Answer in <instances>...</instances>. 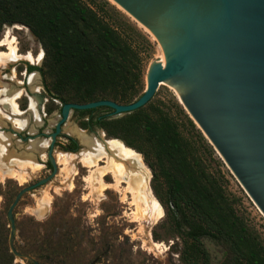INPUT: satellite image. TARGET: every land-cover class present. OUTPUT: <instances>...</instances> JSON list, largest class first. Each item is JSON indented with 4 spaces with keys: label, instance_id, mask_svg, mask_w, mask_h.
Returning <instances> with one entry per match:
<instances>
[{
    "label": "rangeland",
    "instance_id": "374dc122",
    "mask_svg": "<svg viewBox=\"0 0 264 264\" xmlns=\"http://www.w3.org/2000/svg\"><path fill=\"white\" fill-rule=\"evenodd\" d=\"M95 1V3L89 2L95 9L101 8L102 10L105 9L99 3L108 2V8L119 12L123 20L137 29L143 38H147L151 43L150 45L137 37L132 39L143 59L145 90L148 70L151 64L160 60L162 56L163 50L160 44L146 28L113 1ZM6 38L15 41V45L23 55L31 52L38 59V56L43 54L41 63L34 64L27 60H20L15 64L0 66V91H5L2 97H11L16 90L24 89L28 96L24 93L18 100L23 112L26 113L30 105V94L27 92H31L32 89L25 86L29 77L37 75L34 85L38 89L34 91L44 96L41 112L38 99L33 96L37 102L41 124L37 123L29 112L21 117V119L29 120L27 127L23 130L15 129V125L9 119H3L0 123V138L2 136L10 138L7 143L8 154L26 164L25 170H21L18 166L11 165L8 160L3 159L0 152V172L7 173L10 170H17L25 177L23 180H18L10 177L2 179L0 176V264L10 262L11 264H32L29 261L16 259L11 253L9 246L11 227L7 215L11 204L23 188L47 178L52 173L48 165V146L51 139L36 136L34 139L29 138L24 141L20 135L32 137L40 132L50 133L58 121L57 115L64 104L47 89L45 79L40 72L46 52L30 30L22 25L4 26L0 30V43ZM0 50L6 51V48L0 47ZM30 66L39 69L28 75ZM18 82H22L23 85L19 86ZM0 107L4 109L3 105ZM143 112L153 118L157 117L158 112H163L178 125L183 137L192 147L194 158L200 161L203 169L217 177L229 198L233 200L238 214L258 232L264 241V214L202 131L191 120L181 105L177 91L168 84H162L151 102L143 108ZM5 113L10 117H16L12 110L6 109ZM85 122L87 121H79L75 113L69 118L63 127L62 134L57 139L53 152L54 157H57L59 153H72L68 150L69 136L79 140L77 136L68 132V128H77L101 141L116 139L124 143L121 139L109 137L101 127L90 131L88 126H85ZM35 143L38 144L36 149L33 148ZM131 149L142 156L143 163L150 172V187L163 208V217L160 219L152 217L150 220V217L141 219L133 214L136 209L132 204V194L127 191V183L123 182L120 187L116 188L113 186L115 180L111 175L104 179L107 184L111 185L109 188L101 192L95 190V187L93 189L88 181L91 174L89 169L79 162L81 157L79 154L85 150L84 146H80L76 153H72L76 160L70 164L71 166L69 165L70 168H76L70 173L73 177L66 178L65 165L57 162L58 174L44 186L24 194L19 201L14 210L17 250L32 256L40 264H223L224 250L211 239H202L210 255V263H207L202 256L196 258L194 253L187 251L184 231L177 227L171 211L172 206L166 200V184L159 174L158 177L155 175L149 165L154 163L152 158L146 160L144 154L134 148ZM76 155L79 156L76 157ZM105 164V161L100 162L101 167Z\"/></svg>",
    "mask_w": 264,
    "mask_h": 264
},
{
    "label": "trees",
    "instance_id": "16d2710c",
    "mask_svg": "<svg viewBox=\"0 0 264 264\" xmlns=\"http://www.w3.org/2000/svg\"><path fill=\"white\" fill-rule=\"evenodd\" d=\"M89 1L96 2L0 0V30L22 25L36 37L46 52L40 72L49 92L63 104L132 103L143 94L145 75L133 40L150 42L108 8V2L99 3L102 10ZM38 69L30 66L29 72ZM103 109L108 108L81 113ZM98 126L146 160L152 158L149 165L166 184V200L177 227L184 231L189 253L210 263L202 242L208 238L224 250L223 264H264V241L238 214L217 177L194 158L191 145L169 116L158 112L153 118L142 108L118 119L102 118Z\"/></svg>",
    "mask_w": 264,
    "mask_h": 264
},
{
    "label": "water",
    "instance_id": "95a60500",
    "mask_svg": "<svg viewBox=\"0 0 264 264\" xmlns=\"http://www.w3.org/2000/svg\"><path fill=\"white\" fill-rule=\"evenodd\" d=\"M113 1L155 36L166 63L151 64L146 89L132 103L99 100L62 106L49 136L52 173L23 188L8 210L10 251L20 261L40 264L15 246L14 210L24 194L58 174L53 152L73 113L108 108L107 118L117 119L144 108L162 84L178 92L191 120L264 214V0ZM35 95L41 109L43 99Z\"/></svg>",
    "mask_w": 264,
    "mask_h": 264
},
{
    "label": "bare ground",
    "instance_id": "6f19581e",
    "mask_svg": "<svg viewBox=\"0 0 264 264\" xmlns=\"http://www.w3.org/2000/svg\"><path fill=\"white\" fill-rule=\"evenodd\" d=\"M113 3L115 2L113 1ZM118 7L120 6L118 5ZM149 33L155 38V36L150 31ZM15 43H16L15 41L13 40L10 41L8 38H6L3 42L0 43V47L6 48V51L0 50V66L7 65L10 63L15 64L20 60H27L34 64L35 63L37 64V62L41 63V60L43 58L42 53L38 56V59L35 58V56L31 52H28L27 54L23 55L20 53L19 48L17 45H15ZM160 60L165 65L166 60L163 52ZM36 76L37 75L34 74L31 77H29L30 78L29 86L33 90V91L31 90V92L33 93L38 92V91H34L35 89H38V87L34 85L36 84V80H37ZM18 85L22 86L23 83L18 82ZM33 85L36 88L33 87ZM4 93H5L4 90L0 91V106L1 105L4 106V109L0 107V123L3 122V119H9L13 122V125H15V129L17 128L23 130L27 127L29 120L21 119V117L25 116V114L29 112L35 118L36 122L41 124V117L38 115L37 112V102L33 96L29 95L30 97L29 110L25 113L21 110L20 105L18 104V100L25 93L24 89L21 88L19 90H16L11 97L3 98L2 96ZM26 96L28 95L26 94ZM178 96L180 98L179 94ZM6 109L12 110L13 115L16 117L13 118L8 116L7 113H5ZM68 132L74 136H77L80 140V143H82L85 147V150L83 151V153H81L82 155L79 154L81 156L79 162L83 165V167L89 169L91 174L88 178V181L89 184L93 186V189L95 187V190L101 192L102 190L109 188L111 185L107 184L104 179L105 177L111 175L115 180V184L113 185L114 187L118 188L120 187L121 183L123 182L127 183V191L130 192V194H132V204L133 206H135L136 209V212L133 214L137 215V217L141 219H148L150 217V220L152 217L155 219H160L161 217H163V213H164L163 208L160 202L154 196L152 189L150 187V172L145 167L142 156L139 153L127 147L124 143L116 139L101 141L99 139H95V137H93L92 135L89 136L85 134L83 131L77 128H68ZM9 141L10 138L8 136H2L0 138L1 157L5 160H8V162L11 165L18 166L22 170L25 168L26 164L24 162H21L18 158L12 157L7 152V143H9ZM37 146L38 144L36 143L33 144V148L36 149ZM79 155H76V157ZM56 158H57V162L60 165H65V171L67 174L66 178L68 176H72L70 175V173L73 172V170L76 168L75 167L74 169L73 167L70 168L69 165L72 164L74 160H76L75 155L72 153H59ZM102 161H105L106 164L101 167L100 162ZM77 173L78 171L76 172V174ZM0 176L2 179L10 177L18 180H23V178H25L20 173V171L17 170H10L7 173L0 172ZM70 181L72 184L71 179ZM71 184L69 185L70 187L72 186ZM137 217L135 216V218Z\"/></svg>",
    "mask_w": 264,
    "mask_h": 264
},
{
    "label": "flooded vegetation",
    "instance_id": "af4514ba",
    "mask_svg": "<svg viewBox=\"0 0 264 264\" xmlns=\"http://www.w3.org/2000/svg\"><path fill=\"white\" fill-rule=\"evenodd\" d=\"M32 72H29L28 75H30ZM25 86L27 87V83L25 84ZM28 88V87H27ZM29 91V90H28ZM29 93L31 96H34L36 99H38L36 97V93H32V92H27ZM41 95V98L43 99V102H44V96L40 93V92H37ZM39 102V100H38ZM40 106V104H39ZM41 112V109L39 110ZM82 111H75L74 113L76 114L77 118L79 121L81 120H86L88 122V129L90 131H95L99 126H98V121L101 120L102 118H107V116L112 112L111 110L109 109H103L101 111H94L92 113H84L82 114L81 113ZM73 113V114H74ZM55 131V127L53 128V130L50 132V133H44V132H40L39 134L37 135H33L32 137L30 135L26 136V137H23L22 135H20V138H22L24 141L25 140H28L29 138H35L36 136L38 137H45V138H49L50 134L53 133ZM69 149L70 152L72 153H76L80 147V143H79V140L69 136ZM48 165L50 166L51 170H52V167L50 165V163L48 162Z\"/></svg>",
    "mask_w": 264,
    "mask_h": 264
}]
</instances>
